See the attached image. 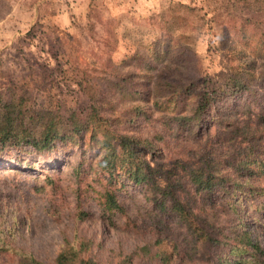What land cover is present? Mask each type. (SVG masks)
Returning a JSON list of instances; mask_svg holds the SVG:
<instances>
[{"label":"rangeland","instance_id":"obj_1","mask_svg":"<svg viewBox=\"0 0 264 264\" xmlns=\"http://www.w3.org/2000/svg\"><path fill=\"white\" fill-rule=\"evenodd\" d=\"M250 5L260 19L251 21L255 27L259 21V32L264 33V3L252 0H0V92H28L36 105L77 110L91 105L99 92L106 90L114 97L110 104L127 108V99L114 94L113 83L135 73V82L151 75L154 87L160 89L167 83L189 84L192 77L197 88L221 96L224 84L241 66L236 59L241 54H236L248 55L252 32L258 30L246 27L249 47L243 48L232 32L228 36L232 16L239 21L237 17L246 15ZM183 44L192 51L177 58L176 48ZM263 67L264 59L258 60V76ZM224 100L222 97L217 105H223ZM158 115L154 113V117ZM154 120L142 123L136 133L139 137H165L169 148L157 142L164 155L168 150L174 155L182 149H195L180 140L185 129L173 141L162 121ZM204 121L209 125L199 135L205 140L217 131L213 108ZM216 137L212 142L218 145ZM97 152L87 149L82 155L77 146L58 144L47 153L30 149L27 153L7 150L0 155V264H18L20 253L51 264L64 242L75 235L93 242L88 255L110 264L118 253L143 245L142 239L127 232L130 220L143 221L149 239V225L155 221L149 214L147 198L152 195L147 186L114 174L109 187L124 214L111 220L95 194L106 178L86 170L88 163L76 174L80 160H94ZM247 167L255 171L258 166L251 162ZM252 183L264 187L257 178ZM222 194L219 203L224 201ZM76 198L89 216L83 222L74 216ZM204 198L197 196L198 200ZM238 210L241 222L264 248V195H240ZM165 222L168 239L184 245L182 230L171 218L165 217ZM167 243L163 246L174 252Z\"/></svg>","mask_w":264,"mask_h":264},{"label":"trees","instance_id":"obj_2","mask_svg":"<svg viewBox=\"0 0 264 264\" xmlns=\"http://www.w3.org/2000/svg\"><path fill=\"white\" fill-rule=\"evenodd\" d=\"M230 6L234 7L233 3ZM249 10L237 17L239 21L236 15L232 16L228 36L231 32L235 34L244 48L248 43L246 27H258L256 33L252 32V47L248 55L241 51L236 54H241L236 58L241 66L229 77L218 97L212 91L197 88L192 77L189 84L166 81V86L160 89L154 87L151 75L135 82V73L113 83L114 94L127 99V108L110 104L114 97L110 92L106 94V90L100 91L91 105L77 110L36 105L28 92H0V155L7 150L27 153L30 149L37 154L47 153L58 144L77 146L82 155L87 149L97 150L94 160L82 158L75 172L78 175L88 163L86 170L106 178L95 194L99 207L111 220L124 214L123 206L109 187L114 174H124L135 184L150 189L152 196L147 201L155 223L149 225L152 229L149 239L144 222L130 220L127 232L142 239L143 245L129 253H118L110 264H264V248L238 217L240 195H264V187L252 183L255 178L264 182V67L257 75V62L264 59V33L259 32V21L254 23L257 27L251 21L259 17L258 12L251 5ZM188 51L192 49L179 45L174 55L178 58ZM246 58L250 61H245ZM222 97L224 104L217 105ZM212 108L217 120L214 136H218V145L212 142L214 136L204 140L199 135L209 125L208 121L206 127L204 120ZM155 112L160 115L154 117ZM156 118L162 121L161 126L173 141L185 129L180 140L195 149H182L178 155H171L168 150L164 155L157 142L169 148L165 137L160 134L139 137L136 130L142 123L150 124ZM251 162L258 166L255 171L247 167ZM220 192L224 199L221 203ZM199 194L205 198L198 200ZM74 210L77 221L89 218L78 198ZM165 217L182 230L184 245L168 239L164 233ZM167 241L174 252L163 246ZM91 246V240L75 235L64 242L51 264H102L88 255ZM18 264L49 263L20 253Z\"/></svg>","mask_w":264,"mask_h":264}]
</instances>
